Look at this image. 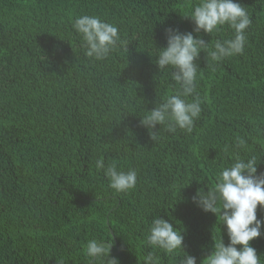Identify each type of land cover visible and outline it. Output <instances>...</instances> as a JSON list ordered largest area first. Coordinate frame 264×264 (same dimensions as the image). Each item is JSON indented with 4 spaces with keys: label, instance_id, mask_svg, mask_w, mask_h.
<instances>
[{
    "label": "trees",
    "instance_id": "obj_1",
    "mask_svg": "<svg viewBox=\"0 0 264 264\" xmlns=\"http://www.w3.org/2000/svg\"><path fill=\"white\" fill-rule=\"evenodd\" d=\"M197 2L0 0V264H88L93 238L112 242L119 264H142L157 251L145 236L158 215L183 231L197 264L213 240L228 243L215 214L190 198L237 155L261 157L264 172V0H236L252 20L242 54L196 61L202 111L191 133L161 126L154 141L140 123L175 87L154 63V44L166 46L169 26L191 31L182 14ZM83 14L119 28L122 43L104 59L87 56L72 27ZM202 35L214 43L234 33ZM98 159L135 169L136 187L114 192ZM250 243L264 264V231Z\"/></svg>",
    "mask_w": 264,
    "mask_h": 264
},
{
    "label": "clouds",
    "instance_id": "obj_2",
    "mask_svg": "<svg viewBox=\"0 0 264 264\" xmlns=\"http://www.w3.org/2000/svg\"><path fill=\"white\" fill-rule=\"evenodd\" d=\"M182 16L191 20V31L169 26L164 30L166 46L157 47L153 43L154 63L159 72L169 75L175 84L173 94L142 115L140 123L154 141L161 126L170 133L177 129L192 132L202 111L197 92L196 61L201 52L212 62L242 54L247 40L245 33L252 23L247 9L236 0H198ZM71 23L82 37L85 54L89 57L104 59L118 42L122 43L118 26L97 15H77ZM225 26L233 31L232 38L216 39L214 43L203 38L202 34L212 36ZM246 143L243 137H237L234 147L245 150ZM260 158L237 155L230 166L219 171L214 187H206L207 190L200 187L191 196L192 203L198 208L215 214L228 238L227 244L224 235L213 240L212 250L200 264H261L260 255L250 243L264 231V218H258V208L264 209V172L258 173L257 168ZM96 168L103 170L108 186L116 193L136 187L135 169L123 171L115 163L106 166L101 159L96 161ZM145 244L165 255L177 257V264H197L196 256L185 250L183 231H177L173 223L159 215L152 219ZM111 248L112 242L89 239L84 246L88 264H119L116 257L110 256ZM157 251L144 255L142 264H160Z\"/></svg>",
    "mask_w": 264,
    "mask_h": 264
}]
</instances>
